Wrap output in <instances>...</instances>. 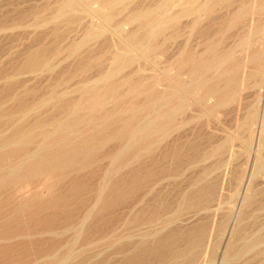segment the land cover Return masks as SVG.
I'll return each mask as SVG.
<instances>
[{"label": "rangeland", "instance_id": "374dc122", "mask_svg": "<svg viewBox=\"0 0 264 264\" xmlns=\"http://www.w3.org/2000/svg\"><path fill=\"white\" fill-rule=\"evenodd\" d=\"M66 1L0 0V264H264V0Z\"/></svg>", "mask_w": 264, "mask_h": 264}, {"label": "bare ground", "instance_id": "6f19581e", "mask_svg": "<svg viewBox=\"0 0 264 264\" xmlns=\"http://www.w3.org/2000/svg\"><path fill=\"white\" fill-rule=\"evenodd\" d=\"M79 1V0H78ZM84 1V0H83ZM86 1V0H85ZM90 2H91V0H89ZM88 1V2H89ZM120 1V0H119ZM119 1H114V0H93V3H95V4H99L100 6H101V9H99L98 11H101L102 9H106V8H109V7H112V6H115L116 5V3L117 4H119V3H121V2H119ZM208 1H212V0H208ZM88 2H85V4L86 3H88ZM89 2V3H90ZM71 3L72 2H69V0H68V2L66 1V4H65V8H70V10L72 11V5H71ZM81 3V2H80ZM92 3V4H93ZM206 3V2H205ZM211 3V2H210ZM94 5V4H93ZM72 6V7H71ZM75 6V5H74ZM114 8V7H113ZM111 9V8H110ZM115 9V8H114ZM96 11L97 10H95V13H96ZM110 12H112V11H110ZM94 13V12H93ZM109 13V12H108ZM99 14V13H98ZM92 15V14H91ZM90 15V16H91ZM112 15V14H111ZM93 16H95V15H93ZM152 16V14H151V12H148V13H145V14H142V12L140 13V12H134L128 19H127V21H126V25H129V24H132V23H135L136 21H142L144 24L145 23H148L149 22V18ZM111 18V17H110ZM109 18V16L106 18L107 20H109L110 19ZM102 22V21H101ZM103 22H105V21H103ZM142 23V25H144ZM89 34V33H88ZM98 36V35H97ZM86 38V37H85ZM89 38V37H88ZM90 38H93V37H90ZM125 43V42H124ZM129 45V44H128ZM145 47H146V45H145ZM150 47V46H149ZM148 48V47H147ZM77 49V48H76ZM148 51V50H147ZM174 96V95H173ZM162 99H163V97H162ZM162 99H160L159 100V102L161 101H163ZM165 101V100H164ZM77 106H79V105H77ZM160 111V110H159ZM158 111V112H159ZM157 113V112H156ZM157 116V115H156ZM161 116H163V115H160L159 117H161ZM166 116V115H165ZM164 118V117H163ZM162 118V119H163ZM157 119V118H156ZM152 125V124H151ZM139 127V126H138ZM138 130V129H137ZM71 132V131H70ZM153 132V128H151V127H149V125H148V127L147 126H145V127H143V128H141L140 130H138V132L137 133H135L136 134V136H134V137H136L137 138V136L139 137V135L141 134H144V136L145 135H148V134H150V133H152ZM134 133V132H133ZM54 134V133H53ZM61 134V133H60ZM57 135V134H56ZM59 135V134H58ZM140 135V136H141ZM140 138H142V136L140 137ZM139 139V138H138ZM133 140V139H132ZM64 141V140H63ZM130 141V140H129ZM134 141V140H133ZM143 141V140H142ZM127 146V145H126ZM43 147V146H42ZM55 147V146H54ZM42 149V148H41ZM47 150V149H46ZM28 155V154H27ZM44 155V154H43ZM2 180V179H1ZM103 196V195H102Z\"/></svg>", "mask_w": 264, "mask_h": 264}]
</instances>
